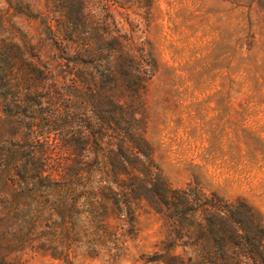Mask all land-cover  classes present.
<instances>
[{"label": "trees", "instance_id": "16d2710c", "mask_svg": "<svg viewBox=\"0 0 264 264\" xmlns=\"http://www.w3.org/2000/svg\"><path fill=\"white\" fill-rule=\"evenodd\" d=\"M152 0H0V264L116 263L138 211L162 220L161 264H264L260 212L172 187L146 137L156 71L138 34Z\"/></svg>", "mask_w": 264, "mask_h": 264}, {"label": "rangeland", "instance_id": "374dc122", "mask_svg": "<svg viewBox=\"0 0 264 264\" xmlns=\"http://www.w3.org/2000/svg\"><path fill=\"white\" fill-rule=\"evenodd\" d=\"M140 30L156 59L144 95L146 137L164 178L241 197L264 225V0H152ZM137 228L115 264H161L146 260L166 247L162 220L142 205ZM105 258L80 254L71 264H111Z\"/></svg>", "mask_w": 264, "mask_h": 264}]
</instances>
